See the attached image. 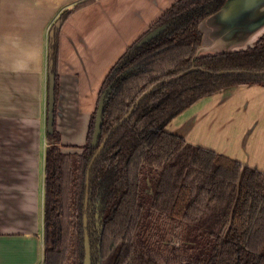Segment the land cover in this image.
I'll use <instances>...</instances> for the list:
<instances>
[{"label":"trees","instance_id":"trees-1","mask_svg":"<svg viewBox=\"0 0 264 264\" xmlns=\"http://www.w3.org/2000/svg\"><path fill=\"white\" fill-rule=\"evenodd\" d=\"M93 1L63 9L48 38L55 117L46 132L41 264H84L85 230L92 264L117 245L113 264H264V171L167 129L203 97L238 85L264 86V33L244 49L198 54L201 22L227 0H175L112 65L85 143L80 151H65L56 125L59 33L72 12ZM111 82L98 141L104 144L93 159L97 105ZM145 166L158 170L148 183H142Z\"/></svg>","mask_w":264,"mask_h":264},{"label":"crops","instance_id":"crops-1","mask_svg":"<svg viewBox=\"0 0 264 264\" xmlns=\"http://www.w3.org/2000/svg\"><path fill=\"white\" fill-rule=\"evenodd\" d=\"M79 0H0V264L43 261L48 38L59 13ZM175 0H94L59 33L56 125L62 149L83 145L101 84L126 48ZM264 0H231L205 18L198 54L252 46L264 33ZM264 171V86H233L198 100L168 125Z\"/></svg>","mask_w":264,"mask_h":264},{"label":"water","instance_id":"water-1","mask_svg":"<svg viewBox=\"0 0 264 264\" xmlns=\"http://www.w3.org/2000/svg\"><path fill=\"white\" fill-rule=\"evenodd\" d=\"M231 0H227L226 4L224 5V7L219 11L221 13H223L224 11L227 10V7L230 5ZM217 12V13H219ZM264 23V17L260 18L257 20L256 23H253V27H257V26H261ZM61 24V21L58 20L55 22L54 27L51 28L50 32H49V36L53 38L54 36V32H55V28H58ZM165 28L164 25H161L159 27H156L155 29L151 30L148 34H146L138 43V45H141L149 40H151L153 37H155L159 32H161L163 29ZM53 65V61L49 60L48 62V95H47V123H46V130L48 133H51L53 131V123H54V109H55V77L54 74L51 72V68ZM113 86V83L111 82L103 91L98 105H97V111H96V115H95V122H94V131H93V135H92V139H91V145L96 147L98 145V141H99V137L101 134V127H102V117H103V111H104V105H105V100L106 97L109 93V91L111 90ZM150 90V89H149ZM148 90V91H149ZM144 92L135 102L138 103L148 92ZM131 112V111H130ZM130 112L125 115L120 122H122L129 114ZM118 124H115L113 127H116ZM104 142H102L100 145H98L97 147V151L93 157V159H95L97 157V155L99 154V152L101 151L102 147H103ZM88 182V181H87ZM85 205H87V198H86V203ZM84 224H87V217L86 214L84 215ZM84 264H92L91 263V247H90V241H89V236L87 234V230H85V258H84Z\"/></svg>","mask_w":264,"mask_h":264},{"label":"rangeland","instance_id":"rangeland-1","mask_svg":"<svg viewBox=\"0 0 264 264\" xmlns=\"http://www.w3.org/2000/svg\"><path fill=\"white\" fill-rule=\"evenodd\" d=\"M81 145H76L74 148L80 149L81 148ZM157 176H158V170L151 169L150 167L145 166L144 169H143V174H142V178H143L142 183L143 182H147L148 183V181H149V179L151 177H155L156 178ZM151 196H152V194L151 193H148L147 199L149 201L151 199ZM118 249H119V245H117L107 257L102 258L100 260V263L99 264H113V260H114L116 254H117Z\"/></svg>","mask_w":264,"mask_h":264}]
</instances>
